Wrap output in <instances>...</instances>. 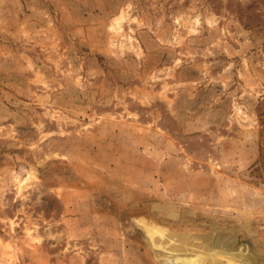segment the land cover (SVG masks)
Listing matches in <instances>:
<instances>
[{
    "label": "rangeland",
    "instance_id": "1",
    "mask_svg": "<svg viewBox=\"0 0 264 264\" xmlns=\"http://www.w3.org/2000/svg\"><path fill=\"white\" fill-rule=\"evenodd\" d=\"M207 235L264 264V0H0V264Z\"/></svg>",
    "mask_w": 264,
    "mask_h": 264
},
{
    "label": "bare ground",
    "instance_id": "2",
    "mask_svg": "<svg viewBox=\"0 0 264 264\" xmlns=\"http://www.w3.org/2000/svg\"><path fill=\"white\" fill-rule=\"evenodd\" d=\"M139 221V225L141 224L142 227L145 229L146 233L150 236V238H153V235L155 234H163V231L164 229L163 228H160V227H157L155 226V224H152V223H146L144 222L143 220H138ZM178 236V235H177ZM159 237V236H158ZM167 237V236H166ZM173 237V236H172ZM176 237V236H175ZM214 237V236H213ZM168 238V237H167ZM170 238V237H169ZM168 238V239H169ZM157 239V238H156ZM155 239V240H156ZM178 240V239H177ZM212 237H210V235H207L205 237L202 238V243H204L203 246L205 249H204V252L206 255L205 256H201V257H198L197 254H191V255H186V256H183V255H174L172 256L171 258L168 257V259L166 258L165 260V264L167 263H172V264H191V263H197V264H205L204 263V260L206 259V257H211L212 258V261H211V264H218L216 263L215 261V258H214V252H215V248H214V243H212ZM176 242V241H175ZM181 243V242H180ZM153 244L154 245H160L159 244H156L155 241H153ZM183 244V243H182ZM219 245V244H217ZM222 245V244H221ZM165 246V244H164ZM163 246V248H164ZM171 248H172V245H170ZM181 247V246H180ZM248 247V246H247ZM162 248V249H163ZM183 248V247H182ZM225 247L222 246V250H220L221 253H225L226 255H228L229 257L231 256L232 258L236 259V260H239L241 262H248L249 264H255V258L253 256L252 253H250L249 251L247 250H242L241 248L235 252H227L226 251V248L224 249ZM247 249V248H246ZM165 250V249H164ZM170 250V249H169ZM190 250V249H189ZM166 251V250H165ZM193 251V250H192ZM219 251V250H218ZM191 252V251H190ZM176 253V252H175ZM197 253V252H196ZM166 255V254H164ZM217 256V255H215ZM163 257V256H162ZM166 257V256H165ZM164 257V258H165ZM197 257V258H195ZM226 262L223 263V264H237L236 262H232L231 260H225ZM164 262V261H163ZM164 264V263H163Z\"/></svg>",
    "mask_w": 264,
    "mask_h": 264
}]
</instances>
